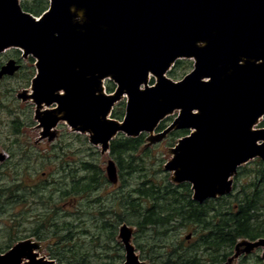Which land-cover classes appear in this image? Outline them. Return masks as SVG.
<instances>
[{"label":"water","instance_id":"95a60500","mask_svg":"<svg viewBox=\"0 0 264 264\" xmlns=\"http://www.w3.org/2000/svg\"><path fill=\"white\" fill-rule=\"evenodd\" d=\"M72 7L84 10V23L76 22ZM10 48L37 61L31 97L39 110L51 108L38 114L46 134L65 121L108 150L119 134H149L179 111L163 134L192 133L179 141L166 170L178 185L189 183L200 204L229 195L230 176L252 160L264 161V129L253 130L264 117V0H50L41 19L20 0H0V54ZM182 58L195 66L175 82L167 73ZM20 68L11 59L0 80ZM150 75L158 79L155 87L148 86ZM109 78L118 85L114 95L103 93ZM124 94L123 122L109 119ZM106 174L118 184L113 160ZM119 234L124 264H140L129 226ZM246 245L264 247V239ZM33 250L14 247L0 254V264L24 258L53 264Z\"/></svg>","mask_w":264,"mask_h":264},{"label":"rangeland","instance_id":"374dc122","mask_svg":"<svg viewBox=\"0 0 264 264\" xmlns=\"http://www.w3.org/2000/svg\"><path fill=\"white\" fill-rule=\"evenodd\" d=\"M15 50L10 48L2 53L5 54L3 65L15 59L13 57ZM180 60L191 66L186 71H179L178 76L167 74V77L175 82L183 80L194 69V59ZM27 64L26 58L23 65ZM23 72L21 70L11 78L5 77L0 80L2 102L0 105V155L5 157L0 164V250L6 253L11 248L27 246L34 249L38 259L53 262V264H83V262L108 264L111 261H115V264H124L126 253L119 239V233L122 225H127L132 231L131 243L136 249L140 264H150L147 259L149 247H161L166 235L155 230L141 232L131 223L125 222L119 225L116 240L109 243L110 248L106 247L107 234L100 232L97 225L108 218V216L102 218L101 212H106L112 207L113 197L117 193H122L123 185L120 176L119 183L116 185L111 184L107 178L106 167L108 162L114 159L110 157L109 149L104 150L101 145L93 142L89 132L74 130L65 121H60L51 130V135L46 134L38 114L50 108L44 107L41 110L37 108L31 97L33 83L31 81L29 87L25 86L26 83L22 81L25 77ZM110 80L111 78L105 79L102 83L103 93L107 95L109 94L106 89ZM153 82L157 84L158 79L151 76L149 86H153ZM126 101L127 95L124 94L115 103L114 110L122 103L126 105ZM179 113V111L170 113L162 123L169 128L176 121ZM109 119L114 120L111 116ZM15 122L22 125L18 127L14 124ZM263 122L264 118H261L253 129H260ZM164 131L158 133V130H155L149 134L145 133L146 147L151 151L154 168L158 169L162 164L164 173H158L157 176L170 175L172 182L178 185L173 180L175 173L168 172L166 165L173 160L174 149L179 142L177 140L174 143L170 133L166 135L163 134ZM62 163H67L69 166H61ZM83 163L93 164L102 172L105 179L101 187L88 197L79 199L78 202L73 197H61L59 190L70 188L71 178L68 177L74 174L65 171L75 169L79 175H83L80 171ZM228 181L234 183V175L230 176ZM6 188L13 190L15 195L13 201L9 200L10 194L3 195L1 190ZM95 201L98 203H94ZM78 211H82L83 214L78 215ZM128 218L131 222L135 221ZM68 224L71 226H66ZM37 227L40 229L37 230ZM69 232L73 234L71 238L61 239ZM188 235L191 238L186 241ZM168 239L176 246L183 242L184 248H191L196 241V235L194 228L187 227L169 234L164 241ZM245 243L250 242L240 241L234 254L225 264L229 261H232L231 264H240L244 257H249L254 263L258 256L264 262V247L258 245L252 248V246L248 250L249 245ZM26 260L29 264L30 260Z\"/></svg>","mask_w":264,"mask_h":264},{"label":"trees","instance_id":"16d2710c","mask_svg":"<svg viewBox=\"0 0 264 264\" xmlns=\"http://www.w3.org/2000/svg\"><path fill=\"white\" fill-rule=\"evenodd\" d=\"M21 7L25 12L40 17L49 9L50 2L49 0H22ZM14 54L13 57L18 60L22 65L21 70L25 72L22 81L26 83V87H29L36 75V61L30 57L28 64L24 66L22 53L15 50ZM3 57L5 54L0 55V69L3 65ZM190 66L187 62L179 60L170 75L178 76L179 71H186ZM115 90L116 85L109 82L107 92L112 94ZM125 109V103L120 104L119 108L113 111L112 118L122 121L125 117ZM14 124L18 127L22 125L19 122ZM263 127L264 122L261 124V128ZM166 128L167 126L162 123L158 128V133ZM189 133L188 130H175L170 133V138H173V142L176 143ZM146 143V134L138 138L120 134L111 142L110 157L116 162L123 185L122 193H117L113 197L112 207L106 212H101L102 218L106 216L108 218L97 225L100 232L107 234V248H110L109 243L116 240L119 225L125 222L131 223L141 232L148 230L162 232L166 235L164 239L181 229L194 228L196 241L191 248H184L183 242L176 246L169 239L166 241L163 239L161 247H149L147 259L150 264H224L234 254L240 241L256 242L264 239L263 160L257 158L239 168L229 195L200 204L193 200V190L190 184L175 185L170 175L157 176L158 173H164L162 164L158 169L154 168L153 157ZM61 166L69 165L62 163ZM69 171L74 173L68 177L71 178L70 188L59 191L61 197H73L77 202L97 191L105 179L102 172L90 163H83L80 170L83 175H79L75 169L65 172L69 173ZM1 191L3 195L10 194V201L14 200L15 195L11 188ZM77 214L81 215L83 212L78 211ZM111 216H113L112 219ZM128 217L135 221H129ZM39 229L40 227H37V230ZM72 236L73 234L69 232L61 239H68ZM0 253L3 251L0 250ZM115 263L111 261L108 264ZM83 264L89 263L83 262ZM240 264H264V262L259 256L254 263L249 257H244Z\"/></svg>","mask_w":264,"mask_h":264},{"label":"bare ground","instance_id":"6f19581e","mask_svg":"<svg viewBox=\"0 0 264 264\" xmlns=\"http://www.w3.org/2000/svg\"><path fill=\"white\" fill-rule=\"evenodd\" d=\"M71 10H72V13L74 14V16H77V18L75 19L76 22H79L80 24L84 23L83 20H82L83 16L85 15L84 10L77 9L75 7H72ZM23 264H27V260L26 259H23Z\"/></svg>","mask_w":264,"mask_h":264}]
</instances>
